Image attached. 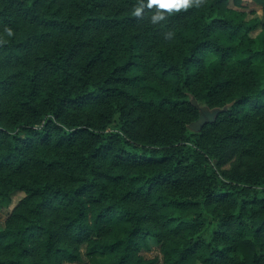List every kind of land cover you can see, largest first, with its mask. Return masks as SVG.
Masks as SVG:
<instances>
[{"label":"trees","instance_id":"obj_1","mask_svg":"<svg viewBox=\"0 0 264 264\" xmlns=\"http://www.w3.org/2000/svg\"><path fill=\"white\" fill-rule=\"evenodd\" d=\"M252 1L0 0V264H264Z\"/></svg>","mask_w":264,"mask_h":264},{"label":"rangeland","instance_id":"obj_2","mask_svg":"<svg viewBox=\"0 0 264 264\" xmlns=\"http://www.w3.org/2000/svg\"><path fill=\"white\" fill-rule=\"evenodd\" d=\"M250 1L251 0H241V3H242L241 8H245L246 9L245 11L249 13L247 16V20H250L252 17H254V14L256 16L258 15V17L261 16V12L259 11V9L256 8V6H254L253 3H250ZM230 7L231 8L233 7L231 2H230ZM261 34H262V28L258 27L257 30L250 33L249 37L251 40H257L260 38ZM113 125L114 126L117 125V120L114 119L110 127H112ZM227 168L228 166H226L224 169H227ZM23 196H24L23 192L15 191L6 200L0 199V229L4 227V222H5V219L7 218V215L19 203V201L23 198ZM84 250H85V246H82L80 248V252L83 253ZM139 255L147 259H152L156 256L160 257L158 247L155 244L151 245L149 250L140 252ZM72 264H78V263L76 262Z\"/></svg>","mask_w":264,"mask_h":264},{"label":"clouds","instance_id":"obj_3","mask_svg":"<svg viewBox=\"0 0 264 264\" xmlns=\"http://www.w3.org/2000/svg\"><path fill=\"white\" fill-rule=\"evenodd\" d=\"M152 4L158 5L159 9L166 10L168 13L179 12L182 9H188L192 7H200L202 4V0H151ZM141 9H136V14H140ZM164 18V14L162 12H157L152 16V21L155 22L157 20H161ZM172 33L167 34V38H171Z\"/></svg>","mask_w":264,"mask_h":264},{"label":"crops","instance_id":"obj_4","mask_svg":"<svg viewBox=\"0 0 264 264\" xmlns=\"http://www.w3.org/2000/svg\"><path fill=\"white\" fill-rule=\"evenodd\" d=\"M240 1H241V0H240ZM250 3H253V1L251 0ZM241 5H242V3H241ZM253 5L256 6V8L259 9V11L261 12V16H262L261 8H260L258 5L254 4V3H253ZM241 10H244V11H245L246 9H245V8H241ZM256 14H257V13H256ZM261 16H260V17H261ZM256 17H258V15H257ZM260 17H258V18H260Z\"/></svg>","mask_w":264,"mask_h":264},{"label":"water","instance_id":"obj_5","mask_svg":"<svg viewBox=\"0 0 264 264\" xmlns=\"http://www.w3.org/2000/svg\"><path fill=\"white\" fill-rule=\"evenodd\" d=\"M201 120V119H200ZM200 122L198 121L195 125H193L194 126V128H198L200 125Z\"/></svg>","mask_w":264,"mask_h":264}]
</instances>
